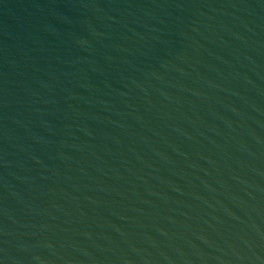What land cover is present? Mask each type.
<instances>
[{"label":"water","instance_id":"95a60500","mask_svg":"<svg viewBox=\"0 0 264 264\" xmlns=\"http://www.w3.org/2000/svg\"><path fill=\"white\" fill-rule=\"evenodd\" d=\"M0 264H264V0H0Z\"/></svg>","mask_w":264,"mask_h":264}]
</instances>
